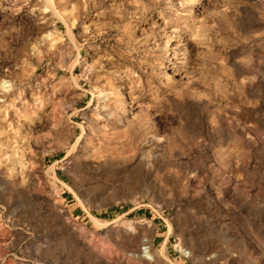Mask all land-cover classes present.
<instances>
[{
  "label": "rangeland",
  "instance_id": "374dc122",
  "mask_svg": "<svg viewBox=\"0 0 264 264\" xmlns=\"http://www.w3.org/2000/svg\"><path fill=\"white\" fill-rule=\"evenodd\" d=\"M0 264H264V0H0Z\"/></svg>",
  "mask_w": 264,
  "mask_h": 264
},
{
  "label": "bare ground",
  "instance_id": "6f19581e",
  "mask_svg": "<svg viewBox=\"0 0 264 264\" xmlns=\"http://www.w3.org/2000/svg\"><path fill=\"white\" fill-rule=\"evenodd\" d=\"M173 68H174V67H173ZM172 73L174 74L175 72H174V71H172ZM172 73H171V74H172ZM146 256H147V255H146ZM148 257H149V254H148ZM150 257H151V255H150Z\"/></svg>",
  "mask_w": 264,
  "mask_h": 264
},
{
  "label": "built area",
  "instance_id": "2783aa9c",
  "mask_svg": "<svg viewBox=\"0 0 264 264\" xmlns=\"http://www.w3.org/2000/svg\"><path fill=\"white\" fill-rule=\"evenodd\" d=\"M143 249H145V246L143 247ZM185 253V255H187V252H184Z\"/></svg>",
  "mask_w": 264,
  "mask_h": 264
}]
</instances>
